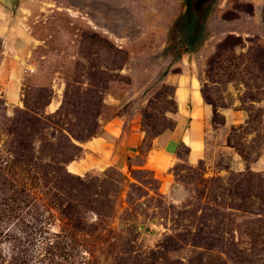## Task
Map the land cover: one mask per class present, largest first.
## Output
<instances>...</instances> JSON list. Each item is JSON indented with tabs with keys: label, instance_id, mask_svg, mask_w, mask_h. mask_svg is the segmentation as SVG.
Here are the masks:
<instances>
[{
	"label": "rangeland",
	"instance_id": "1",
	"mask_svg": "<svg viewBox=\"0 0 264 264\" xmlns=\"http://www.w3.org/2000/svg\"><path fill=\"white\" fill-rule=\"evenodd\" d=\"M0 1L13 19L0 264H264V14L251 0H213L193 45L189 0ZM194 79L210 109L200 158L182 146L143 167ZM123 137L140 149L126 168L109 162ZM96 139L111 149L98 163L82 145Z\"/></svg>",
	"mask_w": 264,
	"mask_h": 264
},
{
	"label": "crops",
	"instance_id": "2",
	"mask_svg": "<svg viewBox=\"0 0 264 264\" xmlns=\"http://www.w3.org/2000/svg\"><path fill=\"white\" fill-rule=\"evenodd\" d=\"M251 1L253 2L255 8V16L258 12H262L264 14V0ZM12 23L13 19L12 16L9 14V11L6 9V4L0 1V38L6 44H9L10 41L12 42V40H10V35L12 34L13 29ZM24 39L28 41V37H24ZM12 45L14 47L16 46L15 43H12ZM178 98L180 101V108L175 126L157 135L154 140L155 149L154 151L151 150L146 154L145 160L143 162V167L150 166L155 169L156 167L153 165V162L156 160L157 157H160L162 160H167L170 165V160L168 159V157H165L163 155L176 156L182 146H186L190 149V159L196 160L200 158V124L202 121L199 118V115L201 112H204L207 117V115H209L210 113V109L205 103L202 102L200 92L197 89L196 79H194L193 84L191 88L188 89L187 93L180 92ZM262 104L264 105V94L262 98ZM90 143L93 144V148L97 152L101 151V153H99L96 158V162L98 163L102 160H106L107 158L103 157V152L109 151L111 149L108 148L100 139H96L95 141H89L82 144L84 145V150L88 147H91V145H89ZM137 144L138 141L135 139H121L114 145V148H112L109 162L113 163L115 166H118L120 168L128 167L129 161H132V159H136L137 156L140 154V149L137 148ZM257 163L261 167V170H264V156H262ZM72 164L69 165L71 167V169L69 170L74 173L81 174L83 171V167L80 164ZM96 167L97 164L91 166V168Z\"/></svg>",
	"mask_w": 264,
	"mask_h": 264
},
{
	"label": "flooded vegetation",
	"instance_id": "3",
	"mask_svg": "<svg viewBox=\"0 0 264 264\" xmlns=\"http://www.w3.org/2000/svg\"><path fill=\"white\" fill-rule=\"evenodd\" d=\"M213 0H189L188 16L185 17V28L188 32L189 43H193L199 38L200 26L206 14V9Z\"/></svg>",
	"mask_w": 264,
	"mask_h": 264
},
{
	"label": "bare ground",
	"instance_id": "4",
	"mask_svg": "<svg viewBox=\"0 0 264 264\" xmlns=\"http://www.w3.org/2000/svg\"><path fill=\"white\" fill-rule=\"evenodd\" d=\"M191 142V141H190ZM192 143V142H191Z\"/></svg>",
	"mask_w": 264,
	"mask_h": 264
},
{
	"label": "trees",
	"instance_id": "5",
	"mask_svg": "<svg viewBox=\"0 0 264 264\" xmlns=\"http://www.w3.org/2000/svg\"><path fill=\"white\" fill-rule=\"evenodd\" d=\"M72 172V171H71Z\"/></svg>",
	"mask_w": 264,
	"mask_h": 264
}]
</instances>
